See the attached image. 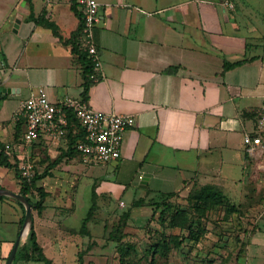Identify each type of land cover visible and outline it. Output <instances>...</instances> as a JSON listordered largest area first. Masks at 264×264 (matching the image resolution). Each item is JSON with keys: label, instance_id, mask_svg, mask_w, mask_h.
<instances>
[{"label": "crops", "instance_id": "1", "mask_svg": "<svg viewBox=\"0 0 264 264\" xmlns=\"http://www.w3.org/2000/svg\"><path fill=\"white\" fill-rule=\"evenodd\" d=\"M231 1L233 9L222 0H98L94 41L101 67L85 90L91 63L75 2L0 0V145L12 151L6 154L12 166L0 164V187L20 193L14 166L26 160L33 175L45 174L35 182L46 192L44 209H32L45 256L48 249L64 256L71 248L73 264H119L104 242L103 225L99 230L97 202L108 209L115 202L122 210L135 199L186 191L193 183L215 185L230 203L261 210L246 248L248 257L264 252V131L256 126L264 96V0ZM240 60L223 71L224 61ZM39 88L53 102L71 96L96 110L132 116L119 159L100 163L73 151L74 127L67 137L40 134L24 146L25 124L17 112ZM258 132L263 147L250 154L243 136ZM80 176L90 178L94 203L82 232L81 225L66 226L75 206L65 195ZM29 198L36 202L39 195ZM149 208L132 207L128 221L146 218ZM58 214L64 217L57 220ZM23 215L16 199H0V264L20 234ZM27 236L12 264L36 261L28 259L29 249L18 252ZM246 264L256 263L247 258Z\"/></svg>", "mask_w": 264, "mask_h": 264}, {"label": "rangeland", "instance_id": "2", "mask_svg": "<svg viewBox=\"0 0 264 264\" xmlns=\"http://www.w3.org/2000/svg\"><path fill=\"white\" fill-rule=\"evenodd\" d=\"M196 185H189L186 191H174L173 195L165 200L162 218L159 217L158 210L154 218L149 220V208L145 210L150 212L146 218L127 221L124 231L128 236L124 242L129 245L124 248L126 253L122 264H246L247 258L256 264H264L263 251L254 257H248L246 248L248 233L254 229L261 210L246 209L230 203L202 211V203H198L194 198L199 190ZM74 189L65 195L75 206L68 216L66 226L78 228L93 201L90 178L77 177ZM97 204L100 205L96 213L97 219L101 220L99 230L103 225L101 233L104 242L115 250L118 242L109 237V231L112 224L116 223L121 210L116 208L115 202H111L112 208L109 209L102 208L104 204L101 202ZM7 213L6 215H9L10 211ZM63 217L58 214L56 219ZM173 218L180 222V227L170 225ZM2 229L0 223V234ZM163 242L166 243L165 248ZM73 253L71 248L64 256H60L55 250H46V256L52 258L54 264H73L76 259ZM31 264L43 263L34 261Z\"/></svg>", "mask_w": 264, "mask_h": 264}, {"label": "built area", "instance_id": "3", "mask_svg": "<svg viewBox=\"0 0 264 264\" xmlns=\"http://www.w3.org/2000/svg\"><path fill=\"white\" fill-rule=\"evenodd\" d=\"M225 7L234 8L231 0H222ZM77 11L82 20L79 37L85 50L86 58L91 63L89 78L98 79L97 72L101 63L97 55L94 41V28L99 20L98 0H76ZM71 110L84 131L81 139L73 147L85 158H92L95 162L107 163L116 161L120 157V145L123 132L134 124V118L129 115L114 112H103L93 109L80 98L65 96L58 102L49 99L46 91L39 88L21 101L17 115L25 124L22 136L24 146L31 144L40 134L53 139L65 137L68 124L67 111ZM259 132L264 131V96L261 99V110L256 122ZM245 134L243 144L247 152L252 154L255 149L263 147L260 133ZM4 153H12L10 146L3 149ZM20 175L31 179L32 164L24 161L19 167Z\"/></svg>", "mask_w": 264, "mask_h": 264}, {"label": "trees", "instance_id": "4", "mask_svg": "<svg viewBox=\"0 0 264 264\" xmlns=\"http://www.w3.org/2000/svg\"><path fill=\"white\" fill-rule=\"evenodd\" d=\"M75 1L76 0H73V2H75ZM74 6L76 7V3H74ZM45 24L48 27L52 28L54 33H56L55 26L52 23L45 21ZM79 33H80V29H79ZM242 61L243 60L236 61V62L224 61L223 71L242 63ZM90 71H91V64L89 66V70L87 72V75L85 76L86 80H87L85 83V90L89 84V81H91V80H88V78H89L88 75H89ZM67 118H68V124L66 127V134H65L66 137L69 136L68 132L71 130L72 127H74L77 131L74 134L73 139L70 140L69 148L73 149V151L80 154L73 147V144L75 143L76 140L81 139L83 137L84 131H83L82 127L79 125V123L77 122V120H76V118H75V116L71 110L67 111ZM2 149L3 148L0 145V164L4 165V166L11 167L12 165L9 163V161L7 159V155L4 153V151ZM14 167L16 169V177L18 178L19 183L21 185L20 193L28 198V200L32 204V209L37 210L38 213L41 214L43 209H44L42 202H43L44 198L46 197V192L42 188L37 187L35 182L37 179L41 178L45 174H43V175L34 174L31 177V179L28 180V179H26L20 175L19 169L16 166H14ZM195 187L196 188L199 187L198 188L199 190L195 194L194 198L196 199V201L198 203L199 202L202 203V208H201L202 211H206L213 206L223 205V204L229 205L230 204V202L226 199V197L222 193L221 189L215 185H209V184L208 185H196ZM32 192H37L39 195V199L36 202L31 201L29 198V194H31ZM172 195H173V192H167V193L156 192L152 196H150L149 198L135 199L134 201L131 202V204L128 207L122 209L119 212L116 223L112 224L113 228L111 227V230L109 231V233L111 234V235L109 234L110 235L109 237H111L112 240L118 242V245H117L115 251L117 253V259H118L119 264H122V258L126 253V250L124 249L125 246L127 247L129 245L126 242H124V241H126L124 239L128 236V233H126L124 231V229L127 227V224H128L127 221L130 218L131 208L135 207V206L147 205V206H150V208H151V214L149 216V220H152L154 218V215L158 210H160L159 217L162 218V215L165 211V206H164L165 200L166 199L168 200V198H170ZM4 197H5L4 195H0V199H2ZM17 202L21 205V207L23 208L24 213H25L24 205L18 200H17ZM93 212H94V203L91 204L86 216L83 218V220L81 222V227H80L81 232L86 231L87 223L90 219H92ZM23 219H24V215H23ZM23 219H22L21 223L23 222ZM170 225L175 226V227L181 226L180 222L178 220H175L174 218L171 219ZM162 245L164 248L166 247L165 242H163ZM23 249H29L30 250V255L28 256V259H33V260L42 262L43 264H52L51 259H49L48 257H46L44 255L41 246L38 244L32 225L29 228L26 243L18 250V252H20ZM82 255H83L82 253H80L78 255V261L79 262L82 261Z\"/></svg>", "mask_w": 264, "mask_h": 264}, {"label": "water", "instance_id": "5", "mask_svg": "<svg viewBox=\"0 0 264 264\" xmlns=\"http://www.w3.org/2000/svg\"><path fill=\"white\" fill-rule=\"evenodd\" d=\"M0 195L10 196V197L20 201L24 205V209H25L24 219H23L21 230H20V234L16 238L14 245H13V248H12L11 252L9 253V256L7 257V260L5 263V264H12L22 235L25 236L28 233L30 226L32 225V204L28 200V198L26 196H24L23 194L15 193V192H12L10 190H7V189L1 188V187H0Z\"/></svg>", "mask_w": 264, "mask_h": 264}]
</instances>
